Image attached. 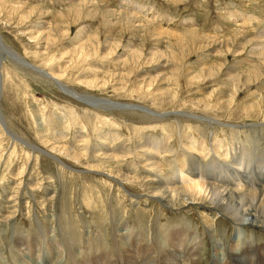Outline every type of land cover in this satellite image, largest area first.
Instances as JSON below:
<instances>
[{
    "label": "rangeland",
    "instance_id": "rangeland-1",
    "mask_svg": "<svg viewBox=\"0 0 264 264\" xmlns=\"http://www.w3.org/2000/svg\"><path fill=\"white\" fill-rule=\"evenodd\" d=\"M248 18L253 19L249 22ZM259 31L264 32V0H0V41L4 48L21 56L30 65L59 76L66 88L79 95L87 94L123 105L145 106L148 112L153 113L137 112L135 106L134 109L121 111L111 110L105 105V109H109L105 111L84 103L80 105L63 96L44 77L17 66L6 59L4 53H0L5 59L0 69V114L15 137L40 149L37 155L12 141L0 125V264H37L40 256L49 259L51 264H98L94 262V256L98 259L105 256L111 260L122 252L121 239L109 234L111 230L105 225L110 229L113 225L107 221V215L110 209L124 206L125 218L136 221L137 214H133L136 201L130 197L137 194L143 195L139 209H144L146 213L142 219L145 217L148 221L144 218L143 223L153 226L152 235L156 227L155 214L150 219L148 214L153 210L143 205L157 202L145 193V184L134 179L129 183L126 180L129 174L133 176V171L141 169L130 164L134 157L131 152L147 142H151L161 156L178 159L184 151L187 152L194 138L198 151L201 145L207 152L205 150L204 154H199L188 151L191 158L183 159V163L192 161L193 165L197 164L202 169L209 164L217 169L215 175L225 173L227 165L236 167L230 158L224 160L222 156L219 157L225 149L230 152L234 147L239 156L245 153L244 158L251 160L249 165H252L250 170H241L244 182L240 189L262 192L264 127L240 129L239 134L233 132L232 137H227L219 126L207 124L208 121H218L221 125L225 123V126L235 127L264 122V102L261 100L264 99V44L259 42L261 39L264 41V37L256 41ZM229 70L233 73L230 74ZM93 102L92 105L103 106ZM249 105L254 109L250 110V114L244 111ZM155 113H161L162 118H157ZM187 115L201 116L198 119L206 121L187 119ZM51 121L56 122L55 126ZM48 122L51 127L47 125ZM103 124L109 125L102 127ZM99 129L102 133L115 132L119 138L113 136V141L105 144L97 142L100 146L97 144L96 147L91 140L102 134ZM60 132L65 136L55 138L53 134ZM159 139H166L172 153L166 154L162 145L157 147L155 142ZM83 143L88 144L87 148ZM218 143L220 145L216 151L219 153L215 151L212 155L210 149H215L214 144ZM244 146V149H240ZM127 148L132 151L128 153ZM102 153L111 157L113 154L115 160L106 159ZM49 154L61 160L67 169L57 166ZM212 158L217 160L210 162ZM257 164L262 170L254 174L253 169L257 170ZM161 165L163 173L170 178L171 172L166 169V163ZM144 172L140 170V174ZM254 175L258 178L255 185L247 179L249 176L254 179ZM217 177L216 184L222 185L221 175ZM111 178L118 181L113 182ZM152 181L159 183L156 179ZM91 193H94V197ZM112 194H115V198ZM146 195L150 199H146ZM97 202L100 209L98 204L95 206ZM193 203L186 210L182 207L164 208L166 212L161 216V223L168 225L170 231H178L173 236L182 243L178 245V250L182 248L183 251L191 246L196 249L199 256L197 264H212L216 258L219 264L230 262L227 248L228 251L236 250V244L232 241L234 236L228 237L232 226L222 219V225L217 223L216 227H208L211 223L209 218L220 219L221 213L209 204ZM189 208L191 210L187 212ZM250 208L254 215L257 208L253 205ZM98 213L99 216L106 215L96 220ZM89 216H94L93 221ZM99 220L109 234L102 233L100 239L93 226L94 221L99 223ZM185 222L192 223L191 232L184 231L188 230ZM81 224L84 229H91L85 237L78 235L81 234L78 232ZM41 230L46 232L42 233ZM132 230L131 238L136 240L135 245L145 247L144 251L154 252L146 259L160 262L157 252L170 249L169 239L157 232V236L151 238L154 250L152 245L147 247L144 243V229L134 227ZM89 236L93 242L86 239ZM71 237L80 240L83 247L86 246L75 253L60 256L64 248H55V245L69 244ZM254 237L253 242L264 240L259 234ZM34 244L41 245L36 249L40 248L42 253L37 251L34 255ZM218 245L226 248L221 250L222 254L220 250L213 251V247ZM26 247L32 250L31 253L26 251ZM48 248H51L50 251L45 252L44 249ZM134 256L138 260L139 254L136 252L126 257L133 259ZM255 257L253 255L251 258L252 264L256 262ZM180 262L185 264L183 260Z\"/></svg>",
    "mask_w": 264,
    "mask_h": 264
},
{
    "label": "bare ground",
    "instance_id": "bare-ground-1",
    "mask_svg": "<svg viewBox=\"0 0 264 264\" xmlns=\"http://www.w3.org/2000/svg\"><path fill=\"white\" fill-rule=\"evenodd\" d=\"M245 18V17H244ZM249 19V22L253 19L251 18H248ZM252 23V22H251ZM246 27V26H244ZM246 32V31H245ZM244 32V33H245ZM260 32V31H259ZM162 34V33H161ZM259 37V38H258ZM260 37L263 38L264 37V32H260L259 34H257V38H256V41H259L260 40ZM249 41V40H248ZM260 43L264 44V41L261 39L259 41ZM258 43V42H257ZM261 44V45H262ZM83 48V47H82ZM252 49V48H251ZM262 50V49H261ZM253 51V49L251 50ZM0 53H4L5 54V58L6 59H9L12 63L16 64L17 66L19 67H23L25 68L26 70L34 73V74H37L39 75L40 77H44L45 79H47V81H50V83L54 86V88L60 92L63 96H65L66 98L68 97L69 99L75 101L76 103L82 105L81 103H84L90 107H95V109H102V110H105V111H108L109 109H105L106 106H108L109 108H114V109H117V110H127V109H134L135 107H137V112L139 111H142L143 113H149V114H152L151 112H148L146 107L145 106H138V105H132V104H127V105H123V104H119L115 101H108L104 98H100V97H93L91 95H87V94H82V95H79L78 93H76L75 91H72L71 89L69 88H66V86H64L61 81H60V78L59 76L55 75L54 73H48V72H45L44 70L40 69L39 67H34L32 65H30L28 62H25L23 60V58L19 55H17L16 53H13V51H11L10 49L8 48H4L1 44V41H0ZM263 54V53H262ZM1 55V54H0ZM137 55V54H136ZM1 57V56H0ZM5 61L4 58H0V69H1V62ZM8 61V60H7ZM249 61V60H248ZM230 69V68H229ZM52 70V69H51ZM229 73H233V71L229 70ZM211 75V74H209ZM215 75V74H214ZM213 75V76H214ZM4 76H5V73H4ZM83 76V75H82ZM196 78V77H195ZM202 78V77H201ZM181 79V78H180ZM184 79V78H183ZM229 78H226V80H228ZM158 80V79H157ZM186 80V79H185ZM230 80V79H229ZM234 80V79H233ZM258 80V79H257ZM188 81H191L192 80H188ZM247 81V80H246ZM83 83H89L88 81L85 82V81H82ZM190 82V83H191ZM230 82H233V81H230ZM1 83H2V78H1V71H0V88H1ZM262 83V82H261ZM90 84V83H89ZM245 84V83H244ZM250 84V83H249ZM244 88V87H243ZM242 90V89H241ZM239 91V90H238ZM247 91V89H246ZM258 91V90H257ZM236 92V91H235ZM235 94V93H233ZM237 94V93H236ZM158 95V94H157ZM0 96H1V93H0ZM263 96V95H262ZM87 98V101L85 100ZM236 98V97H235ZM89 99V100H88ZM233 100V99H231ZM235 100V99H234ZM263 102H264V99L262 98L261 99ZM91 101H94L96 104H99V105H103V106H95V105H92L91 104ZM218 102V100H216ZM230 101V100H229ZM228 101V102H229ZM260 101V100H259ZM90 102V103H89ZM93 102V103H94ZM214 102V101H213ZM220 102V100H219ZM223 104L225 103L224 101H222ZM227 102V101H226ZM261 102V101H260ZM232 103V101H231ZM230 103V105H231ZM235 102H233L234 104ZM262 103V102H261ZM260 103V104H261ZM264 104V103H263ZM106 105V106H105ZM135 106V107H133ZM229 106V105H228ZM234 106V105H233ZM245 106V105H244ZM195 107V105H194ZM216 107V106H215ZM264 107V106H262ZM262 107L260 108V110L262 109ZM208 108V106H207ZM218 108V107H217ZM227 108V107H226ZM238 108V107H237ZM244 108V107H243ZM252 107H250V105L244 110L246 113L248 112V114H250V110H254V109H251ZM235 108L233 107V110ZM221 110V109H220ZM232 110V109H231ZM240 110V109H238ZM257 110V108H256ZM217 112V111H216ZM231 112V111H229ZM240 112V111H238ZM219 113V112H218ZM263 113V112H262ZM157 116V118H162V114L161 113H155ZM173 114V113H172ZM241 114V113H240ZM253 113H251L252 115ZM261 114V113H260ZM174 115H178V116H182L180 114H175ZM244 115V114H243ZM247 115V114H246ZM244 115V116H246ZM98 116V115H97ZM155 116V115H154ZM171 116V115H170ZM253 116V115H252ZM101 117V116H100ZM146 117V116H145ZM153 117V116H152ZM168 117V116H167ZM175 117V116H174ZM187 117V119H191V120H196V121H199V122H202V121H206V120H199L198 118L201 117V116H197V115H187L185 116ZM251 117V116H250ZM156 118V119H157ZM207 118V117H206ZM253 118V117H252ZM65 119V118H64ZM198 119V120H197ZM208 119V118H207ZM56 120V119H54ZM209 120V119H208ZM212 120H215V119H212ZM47 122V121H46ZM52 122V121H51ZM62 122V121H61ZM76 122V121H75ZM74 122V123H75ZM110 122V121H109ZM191 122V121H189ZM195 122V121H194ZM193 122V123H194ZM198 122V123H199ZM215 122V121H214ZM55 123L56 122H52V126H55ZM83 122H81V125ZM188 123V122H187ZM186 123V124H187ZM206 123V122H204ZM50 124L49 122L47 123V125ZM62 124V123H59V125ZM192 124V123H190ZM207 124H209L210 126H219L220 127V131L221 132H224L226 134L227 137H232V135L234 134L233 132H236L239 134L240 129L243 130V129H259V128H262L264 127V122H262V124H259V125H256V124H248L247 126H236L234 125L235 127H231V126H225V123L223 125H221V123H219L218 121L216 123H212L211 121H208ZM0 125L4 131V133L6 134L7 137L11 138L12 141H16L18 143H20V145L22 146H25L26 148H28L30 151L36 153L37 155L40 153V149L38 148V150L36 148H34L33 146H30L27 144V142H24L22 141V139L20 140L19 138L15 137L11 132L10 130L7 128V125L3 119V116L0 114ZM46 125V126H47ZM63 125V124H62ZM78 125V124H77ZM106 125H109V124H106ZM105 124L102 125V127L106 126ZM157 125V124H156ZM49 126V125H48ZM51 127V126H49ZM76 126V125H75ZM61 127L60 129H63L62 126H59ZM79 127V126H77ZM84 127V125L82 126ZM81 127V128H82ZM100 127V126H99ZM193 127V126H191ZM196 127V126H195ZM218 127V128H219ZM75 128V127H73ZM80 128V127H79ZM78 128V130H79ZM212 128V127H211ZM51 129V128H50ZM49 129V131H50ZM52 129H54L52 127ZM65 129V127H64ZM83 129V128H82ZM81 129V130H82ZM95 129V128H94ZM97 129V128H96ZM106 129V127H105ZM104 129V131H105ZM156 129V128H155ZM186 129V127H185ZM102 133V130L99 129ZM97 130L96 133L99 131ZM107 130V129H106ZM184 130V128H183ZM197 130V129H195ZM200 130V129H199ZM264 130V129H262ZM48 131V130H47ZM52 131V130H51ZM50 131V132H51ZM55 131V130H54ZM186 131V130H185ZM184 131V133H185ZM42 132V131H41ZM53 132V131H52ZM230 132V133H228ZM62 132H60V134H53L56 137H63L65 135H62L61 134ZM94 133V132H93ZM95 133V134H96ZM104 133V132H103ZM96 134L98 135V137H96V139H94L92 137V140L94 145L97 147V144L100 143V141L102 142V144H105V143H109V142H112L113 140H111V138L114 136V138H116L115 136H118L115 134V132H113L112 134L111 133H104V134ZM78 134V132H77ZM81 134V133H79ZM110 134V135H109ZM138 134V133H137ZM178 134L180 135L181 133L178 132ZM237 134V135H238ZM78 136V135H77ZM247 136V135H246ZM80 137V136H78ZM82 137V136H81ZM142 137V136H141ZM238 137V136H237ZM244 137V136H243ZM84 138V137H83ZM119 138V136H118ZM54 139V138H53ZM76 139V138H75ZM113 139V138H112ZM236 139V138H235ZM45 140V139H44ZM96 140V141H94ZM46 141V140H45ZM89 141V140H88ZM90 141V142H91ZM166 139H159L158 141H156V145L157 147L162 145V148L164 149V152H166V154H170L172 153V148H170V145L168 142H165ZM247 141V140H246ZM96 142V144H95ZM98 142V143H97ZM147 142V141H145ZM191 145L188 146V148L186 149L187 152H196V153H199V154H204L205 152V148H202L201 145L199 146V151H198V148H196V140L193 138L191 140ZM45 143V142H44ZM92 143V144H93ZM234 143V142H233ZM84 144V143H83ZM91 144V143H90ZM101 144V145H102ZM235 144V143H234ZM85 145V144H84ZM87 143H86V147L87 148ZM93 145V147H94ZM165 145V146H164ZM215 146V149H210L211 151H213L211 154L214 155L213 153L219 148L218 146L220 145V143L218 144H214ZM233 145V144H232ZM83 146V145H82ZM98 146H100V144H98ZM105 146V145H104ZM92 147V145H91ZM95 147V148H96ZM103 147V145L101 146ZM107 147V146H106ZM110 147V146H109ZM155 147V146H154ZM154 147L152 146V143L151 142H147L143 145H138L135 149L136 151L135 152H131L132 149H130L131 151H129V147L127 148L128 149V153H133L134 154V157L133 159L131 160L130 164L135 166V167H139L141 169L139 170H135L133 171L134 173L133 176L129 174V178L126 177V180H128L127 182L129 183L130 180L133 181V179L136 181V182H141L142 184H145L146 185V192L147 194H150L151 198L153 200H155L157 203L155 204H150V205H143V207H149L150 209L153 210V212L149 213V217L150 219H152V214L154 213L155 214V218H154V221H155V230H152L154 231V233L151 235V229L153 228V226L151 224H147L145 225L143 223V220H147V218H143L142 219V216H144L146 213L144 211V209H139L140 208V203L139 201L143 198V195H133L131 196L130 198L134 199L136 201V207L133 208V214L136 215V221H132V220H128L125 218V209L123 207H121L120 209L118 208L119 206H117L116 210L114 209H110L109 211V214L107 215V221L109 223H111L113 226L112 228L110 229V227H107L106 228L108 229L109 228V231L111 230V232L109 234H111V237L113 238H118V239H121L119 241V244L121 245L120 249H121V253L117 254L116 257L114 258H106L105 256L101 257L100 259L95 258L94 262H97L98 264H141L143 261L142 264H182V262H180V260H183L185 262V264H197L198 262V253L196 252V249H192V246L191 248L190 247H186L183 249L182 251V248H180L178 250L177 247H179L178 245H181V241H176V238H173V236L177 235L178 234V231H174V230H171L169 229L168 225H165V224H162L161 223V216L163 215L166 207L168 208H174L175 207H182L184 208V210H186L188 207H190L191 204H194L193 202H199L201 204H209L211 205L213 208H215L216 210H218L219 214L221 213V217L220 219H217V217H210L209 218V221L211 222L210 224H208L209 226L208 227H216V224L219 223L222 225V222L221 220L224 219L228 222V226L229 224L232 226L230 227V231H229V235L228 237L229 238H232L231 236H234L232 238V241L235 242V251H228L229 247L227 248V255H229L228 259L230 262H228V264H252L251 263V258L253 257V255H255L256 257V262L255 264H264V240L262 241L261 239H258L260 240L259 242H253L254 240V235L256 234H259V236L261 237H264V194L262 192H264V189L263 187H261V189H263V191L261 192H251V191H245L244 190H241L240 187H243L241 186V184L244 182L243 180V176H242V172L241 170H250L252 168V165L250 166L249 165V162L251 160H247V158L245 159L244 156L246 155L245 153H243L242 155L240 154L239 156V153L236 152L235 148L233 147L232 150L229 151H225L222 153V155H219V157L222 156V158L224 160L230 158L236 167L231 166L226 167V172L223 173V172H219V174L215 175L217 172V169L215 170V168H213L211 165H206L204 167V169L200 168V167H197L196 165H193L190 161V163L188 162V164H184L183 162V159L185 158H191L190 157V154L191 153H187L186 151H184L182 153V156L179 157L178 159H175V157L173 156V158H169V156H161L158 152V150L154 149ZM54 148V147H53ZM221 148V147H220ZM245 146L242 148L240 147V149H244ZM55 149V148H54ZM98 149V148H96ZM106 149V148H105ZM109 149V148H108ZM112 149V148H111ZM110 149V150H111ZM134 149V150H135ZM50 150H52L50 148ZM86 150V149H84ZM95 150V149H94ZM107 150V149H106ZM174 150V149H173ZM42 151V150H41ZM87 151V150H86ZM85 151V152H86ZM102 151V150H101ZM183 151V150H182ZM248 151V150H246ZM73 152V151H72ZM75 152V151H74ZM88 152V151H87ZM163 152V151H162ZM204 152V153H203ZM207 152V150H206ZM217 152V151H216ZM47 153V152H46ZM84 152H81L80 154H82ZM90 153V152H89ZM99 153V152H98ZM127 153V154H128ZM210 153V152H209ZM219 153V152H217ZM221 153V152H220ZM43 154V153H42ZM48 154V153H47ZM68 155V153H66ZM73 154V153H72ZM87 154V153H86ZM93 154V153H92ZM103 154V153H102ZM257 154V153H256ZM45 155V154H44ZM75 155H78L77 153H75ZM106 155V154H105ZM104 154L102 156H104L106 159H109V160H112L115 158V156L113 157V154L112 157L111 156H105ZM130 155V154H128ZM209 155V154H208ZM250 155V154H249ZM49 156H51L52 158H54V161L57 166L61 167V168H64V169H67L65 167V165L63 164V162L61 160H59L58 158H56L53 154H49ZM90 156V155H89ZM99 156V154L97 155ZM189 156V157H188ZM71 157V156H69ZM82 157V156H81ZM204 157V156H203ZM208 157V156H207ZM72 158H75L74 156H72ZM91 158V157H90ZM98 157H96L97 159ZM100 158V157H99ZM103 158V160L105 159ZM169 158V159H168ZM210 158V156H209ZM86 159V158H85ZM95 159V160H96ZM220 159V158H219ZM76 160V158H75ZM115 160V159H114ZM192 160V159H191ZM214 158H212V160L210 159V162H213ZM217 160V159H215ZM214 160V161H215ZM221 160V159H220ZM81 161V160H80ZM222 161V160H221ZM248 161V162H247ZM88 162V161H87ZM116 162V161H115ZM204 162V161H203ZM202 162V163H203ZM223 162H226V161H223ZM104 163V162H103ZM121 165L123 164V162L121 161L120 162ZM125 163V162H124ZM158 163H166V165L168 166V168H166L169 172H171V175H170V178L169 176H166L164 173H163V170L161 168V166L158 164ZM205 163V162H204ZM231 163V162H229ZM100 164V163H99ZM213 164V163H212ZM106 165V164H104ZM109 165V164H108ZM120 165V166H121ZM130 165V166H131ZM215 165V164H214ZM102 166V165H101ZM119 166V165H118ZM258 168L257 170H254L253 169V172L254 174L258 171H261L262 168L260 167L259 164L256 165ZM112 167V165H111ZM115 167V166H114ZM209 167V168H208ZM220 167V166H219ZM90 168H94V167H90ZM89 168V169H90ZM107 168V167H106ZM175 168V169H174ZM250 168V169H249ZM103 169V168H102ZM101 169V170H102ZM108 169V168H107ZM132 169V168H131ZM134 169V168H133ZM211 169L208 173L207 171ZM101 170L99 172H101ZM116 170V169H115ZM140 170L141 172H144V174H140ZM98 171V170H97ZM138 171H139V174H138ZM104 172V171H103ZM137 174H136V173ZM98 173V172H97ZM96 173V174H97ZM167 173V172H166ZM207 173V174H206ZM228 173V174H227ZM95 174V173H94ZM103 174V173H101ZM106 174V173H105ZM109 174V173H108ZM113 174V173H112ZM107 175V174H106ZM114 175V174H113ZM122 175H124L122 173ZM121 175V176H122ZM221 175V180H223V184H219L217 185L215 181L216 178H218L217 176H220ZM100 176H103V175H100ZM112 176V175H111ZM172 176V178H171ZM255 176V175H254ZM107 177V176H106ZM110 178V176H108ZM151 178L152 180L153 179H156V180H159V183L155 184L154 181L152 180H149L148 179ZM118 180H119V177H117ZM123 178V177H122ZM101 179V178H100ZM113 180V178H111ZM110 179V180H111ZM248 181H250L253 185H255V180H257L258 178L255 176L254 179L251 178V176H249L248 178ZM111 180V181H112ZM118 180H113L114 181H118ZM226 180V181H225ZM107 181V180H105ZM121 181V180H120ZM162 181V182H161ZM110 182V181H109ZM120 183V182H119ZM246 183V182H245ZM118 184V183H117ZM141 184V186H143ZM120 185V184H119ZM118 185V186H119ZM225 185V186H223ZM245 185V184H244ZM252 185V186H253ZM138 186V185H136ZM121 187V186H120ZM119 187V188H120ZM125 187V186H124ZM128 187V186H127ZM86 188V187H85ZM89 188V187H88ZM87 188V189H88ZM118 188V189H119ZM122 188V187H121ZM246 188V187H245ZM253 190V189H252ZM120 191V190H118ZM89 193V191H87ZM86 192V196H87V193ZM122 192V191H121ZM82 193V192H81ZM123 193V192H122ZM144 193V194H145ZM84 194V193H83ZM92 195L94 193H91ZM96 194V193H95ZM85 195V194H84ZM83 195V196H84ZM91 195V196H92ZM115 194H112V196L114 197ZM119 195V194H118ZM90 196V194H89ZM107 196V195H106ZM109 196V195H108ZM107 196V197H108ZM125 196V195H124ZM149 196V195H148ZM94 197V195L92 196ZM97 197V196H96ZM147 197V195H146ZM82 198V197H81ZM111 198V197H110ZM115 198V197H114ZM118 198V197H117ZM119 198H120V195H119ZM39 199V198H38ZM46 199V198H44ZM84 199V198H82ZM81 199V200H82ZM86 199V198H85ZM89 199V198H88ZM98 199V198H97ZM102 199V197H101ZM100 201H103L101 200ZM105 200V198H103ZM121 199H122V196H121ZM146 199H150L149 197H147ZM119 199H117L118 201ZM130 200V199H129ZM128 200V201H129ZM134 200H132L134 202ZM85 201V200H84ZM99 201V200H98ZM111 201V200H110ZM112 201H114L112 199ZM116 201V200H115ZM121 202V200H119ZM143 201V200H141ZM52 202V201H51ZM93 202V200L91 201ZM90 202V203H91ZM152 202V201H150ZM44 203V202H43ZM47 203V202H46ZM86 203V202H85ZM107 203V202H105ZM111 203V202H110ZM115 203V202H114ZM149 203V202H148ZM87 204V203H86ZM95 204V203H94ZM98 204V205H97ZM112 204V203H111ZM121 205V203H119ZM130 204V202H129ZM48 205V204H47ZM83 205V204H82ZM85 205V204H84ZM97 205V207L100 209V205H99V202H97L95 204V206ZM102 205V204H101ZM109 205V204H108ZM123 205V203H122ZM125 205V204H124ZM161 205V206H160ZM252 205L254 207L257 208V211L255 209V213L254 215L250 212ZM52 206V205H51ZM92 206V204H91ZM113 206V205H111ZM116 206V205H115ZM130 206V205H129ZM86 207V206H85ZM114 207V206H113ZM128 207V206H127ZM142 207V208H143ZM45 208V207H44ZM87 208H89L87 206ZM111 208V207H110ZM126 208V207H125ZM148 208V209H149ZM159 208V209H158ZM103 208H101L102 210ZM45 210V209H43ZM93 210V209H92ZM98 210V209H97ZM95 210V211H97ZM191 209L189 208L187 210V212H189ZM212 210V209H211ZM76 211V210H75ZM103 211V210H102ZM128 211V210H127ZM131 211V210H130ZM147 211V210H146ZM92 212V211H91ZM98 212V211H97ZM107 212V211H106ZM116 212V213H115ZM166 212V211H165ZM195 212V211H194ZM203 212V211H202ZM217 212V213H218ZM77 213V212H76ZM216 213V214H217ZM68 214V213H67ZM102 214V212H101ZM100 214V215H101ZM129 214H131L129 212ZM214 214V213H213ZM97 215V214H96ZM103 215H106V214H103ZM101 215V216H103ZM158 215V216H157ZM224 215V216H223ZM99 213H98V217L96 218L97 219H100L99 217ZM167 216V215H166ZM166 216H164V218H166ZM35 217V216H34ZM68 217V216H67ZM90 217V216H89ZM88 217V218H89ZM94 217V216H93ZM93 217H90L91 220ZM135 218V217H134ZM206 218V217H205ZM219 218V217H218ZM3 219V218H2ZM39 219V218H38ZM79 219V218H78ZM149 219V220H150ZM163 219V218H162ZM89 220V219H88ZM101 220V219H100ZM99 220V223L97 221H94L95 223L93 224V226L95 225V230H96V235L98 236V238L100 239L101 238V235L102 233H107V230L106 228L104 227V224L102 225L101 224V221ZM60 221V220H59ZM93 221V220H92ZM148 221V220H147ZM147 221H144V222H147ZM225 221V222H226ZM79 222V221H77ZM103 222V221H102ZM150 222V221H149ZM235 222H237V224H235ZM14 223V222H12ZM38 223V222H36ZM82 223V222H80ZM79 223V224H80ZM90 223V222H89ZM88 223V224H89ZM108 223V224H109ZM186 223V222H185ZM209 223V222H208ZM83 224V223H82ZM79 226V231L81 234H78L80 235L81 237L82 236H86V234H90V228L91 226L89 227L90 230H86L83 228V226ZM202 224V223H201ZM225 224V223H224ZM17 225V224H16ZM67 225V224H66ZM77 225V224H76ZM75 225V226H76ZM86 225V224H85ZM109 226V225H108ZM140 227L142 229H144V233L146 234V240L144 241L145 245L147 244L148 246L147 247H150L152 245V248L155 250V246H154V243H153V240L151 238H154L157 236V232L158 233H162L164 238L165 239H169V247L170 249H161V251L157 252L159 255H160V262H152V260L150 258H147L148 256L150 255H154V252L153 251H144L145 247H140L136 244V240L135 239H132L131 238V235L133 233V230L132 228L134 227ZM186 226L188 228V230L184 229V231H187V232H191L190 229H192V223H186ZM15 227V226H14ZM35 227V226H34ZM72 227V226H70ZM70 227H67L70 229ZM85 227V226H84ZM202 227V226H201ZM204 227V226H203ZM39 228V227H38ZM225 228V227H224ZM257 228H259V230H257ZM41 229V228H40ZM72 229H74V227H72ZM262 229V230H260ZM16 230V229H15ZM38 230V229H36ZM61 232H62V229H60ZM76 230V229H74ZM93 230V229H92ZM226 230V229H225ZM229 230V229H228ZM42 233L43 232H46V231H43L41 230ZM77 232V231H76ZM77 232V233H78ZM94 232V231H93ZM202 232V231H201ZM257 232V233H256ZM26 233V232H25ZM41 233V234H42ZM73 233V232H72ZM193 233H196V232H193ZM255 233V234H254ZM45 234V233H44ZM54 234V233H53ZM94 234V233H93ZM92 234V235H93ZM108 234V235H109ZM185 234V233H184ZM200 234V233H199ZM202 234V233H201ZM254 234V235H253ZM27 235V234H26ZM67 235V234H66ZM74 235V234H72ZM90 235V236H92ZM38 236V235H37ZM89 236V238H86L87 240L93 242V238H91ZM186 236V235H185ZM192 236V235H191ZM258 236V235H257ZM70 237V236H69ZM88 237V235H87ZM32 238V237H31ZM79 238V237H78ZM150 238V239H148ZM184 238V237H183ZM191 238V237H190ZM1 239V238H0ZM27 239V238H26ZM39 239V238H38ZM69 239V238H67ZM126 239H129V241H125ZM40 240V239H39ZM184 240V239H183ZM200 240V239H199ZM54 241V240H53ZM64 241V240H63ZM84 241V240H83ZM41 242V241H40ZM48 242V241H47ZM59 242V241H58ZM198 242V241H197ZM227 242V241H226ZM46 243V242H45ZM51 243V242H50ZM63 243V242H62ZM64 243H67L66 241ZM69 243V242H68ZM82 242L78 239H76L75 237H71L70 238V243L69 244H66L65 246H62L60 245L59 243L58 244H54L55 245V248H58L59 246H61V248L63 247L64 249H62V251L60 252V256L63 257V255L67 254L68 252L70 253H75V251L77 250H82L84 247L82 246L81 244ZM258 243V244H256ZM41 244V243H40ZM86 244H89L86 242ZM199 244V243H198ZM28 245V244H27ZM42 245V244H41ZM41 245H38V246H41ZM45 245V244H44ZM47 245V244H46ZM36 244H34V255H36V252L38 251L39 253L41 252L40 248L39 250L36 249ZM216 246V245H215ZM213 247V251L216 252L217 250H220V254H222L221 250L223 249L226 250V248H224L223 246L224 245H218L217 247ZM230 246V245H229ZM29 247V246H28ZM15 248V247H14ZM18 248V247H17ZM53 248V247H51ZM51 248H48V249H44L45 252H49ZM60 248V247H59ZM253 249L251 251H249L248 249ZM26 251L31 253L30 251H32L30 249L29 251V248L26 247ZM57 252V251H56ZM134 252H136L137 254H139V258L138 260L135 258L132 259H128L126 256L128 254V257L130 256V254H133L134 255ZM180 252L181 255L178 253ZM218 252V251H217ZM226 252V251H225ZM13 253V252H12ZM28 253V254H29ZM42 253V252H41ZM101 254V253H99ZM258 256H257V255ZM194 255L196 256V258H194ZM221 256V255H220ZM51 258V257H49ZM128 259V260H125V259ZM123 259V260H122ZM146 259V260H145ZM140 261V262H139ZM226 262H222L221 264H227ZM37 264H51V261L49 259H45L44 257L40 256V261L37 263ZM212 264H219L218 263V259L216 258Z\"/></svg>",
    "mask_w": 264,
    "mask_h": 264
}]
</instances>
